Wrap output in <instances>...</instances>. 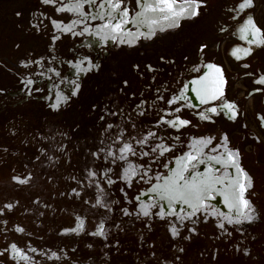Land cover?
I'll use <instances>...</instances> for the list:
<instances>
[{"label":"flooded vegetation","instance_id":"obj_1","mask_svg":"<svg viewBox=\"0 0 264 264\" xmlns=\"http://www.w3.org/2000/svg\"><path fill=\"white\" fill-rule=\"evenodd\" d=\"M238 2L207 0L198 17L128 44L121 42L126 34L111 38L96 5L84 4L81 16L56 11L69 0H0V264H264V85L255 83L264 76V46L238 38L248 15L264 28V0L232 19L229 10ZM123 7L130 21L124 27L136 33L141 7L136 0H124ZM53 21L62 23L57 28ZM65 25L71 31H63ZM238 46L251 47V54L236 59ZM208 63L223 70L224 97L201 104L190 81ZM173 97L181 99L168 105ZM224 101L235 102L238 115L206 111ZM177 107L180 112L166 114ZM200 112L211 120L200 119ZM162 116L191 124L177 130L158 124ZM225 136L252 180L245 193L251 221L229 224L219 215L238 216L226 205L222 185L194 214L182 202L169 207L153 191L196 138L213 137L211 148ZM124 143L135 155L120 152ZM158 144L170 150L153 152ZM209 148L204 151L215 155ZM201 161L186 178L207 173V156ZM212 163L217 175L236 174ZM129 165L137 176L124 177Z\"/></svg>","mask_w":264,"mask_h":264},{"label":"snow or ice","instance_id":"obj_2","mask_svg":"<svg viewBox=\"0 0 264 264\" xmlns=\"http://www.w3.org/2000/svg\"><path fill=\"white\" fill-rule=\"evenodd\" d=\"M56 0H43V3H55ZM138 6L141 7V11L136 13L135 23L139 27L147 26L148 32L141 33L139 32V27L136 33L126 30L124 27L130 21L128 17V8L123 7L124 0H100L97 5V0H69L68 4L62 6V8H57L56 11L67 10L72 13H78L81 16L87 15L83 11L84 4L96 5L99 9L97 14L98 18L104 20L102 25L105 29H110V35L113 40L117 39V35L113 33L120 34L123 37L125 34L129 39H121L122 43L134 44L140 36L145 38H151L155 35L156 31H164L167 28L179 27V23L182 19H190L198 17L201 14V9L206 7L207 0H136ZM254 6V0H239L234 8L229 11L234 13L231 17L236 19L241 13H244L247 9H250ZM94 19L97 17H93ZM62 22L53 21V25L57 28L60 27ZM73 24L76 21L72 22ZM63 31L69 32L71 28L67 25L64 26ZM221 32L227 31L225 27L220 28ZM240 33V38L246 41L249 45L264 46V28H261L257 25L253 16L248 15L244 20L243 24L238 29ZM207 48V44H200L199 51L204 52ZM252 48H242L235 47L232 50V55L236 59H241L242 55L247 56L251 54ZM163 59V57H161ZM247 67L248 65H244ZM150 67V66H149ZM207 71H204L203 74L194 77L191 81V91L195 94L196 98L201 104H207L210 101L220 100L224 97V85L226 83L223 75V70L220 66L214 63H208L203 65ZM193 71L200 72L199 66H194ZM29 84L33 81L29 80ZM255 83L264 85V76L259 77ZM78 87V85H77ZM187 87V85H185ZM261 89H255V91H260ZM184 94L182 93V96ZM59 99H64L63 97ZM158 99H163L159 97ZM181 97H173L172 99L167 100L168 105H172L179 101ZM57 105H53L56 107ZM191 106V105H189ZM218 108L220 111L226 113H235L238 115L235 102L224 101L223 103L208 108L206 111L214 114H219ZM180 108H174L171 112L166 113L171 115L172 113L180 112ZM200 119L202 120H211V117L206 115L205 112L197 113ZM234 118V117H233ZM159 123H166L172 128L177 130L181 127L188 126L191 124L190 120L184 119L180 116H175L173 119H165L161 117ZM109 128L112 125L108 126ZM148 136H153L155 133L149 132ZM178 139V138H176ZM213 137H200L196 138L190 144V151L185 154L183 158L180 159L179 167L173 172L170 177H167L163 184L155 185L153 191L158 192L160 199L166 200L169 207H172L176 203H183L189 208L193 209V213L200 211L202 208L206 209V199L211 197L212 193L216 190L217 185L223 186V197L226 205L229 210L235 209L238 213V216L233 219L229 215L224 213H219L224 220H227L229 224L235 222L240 223L241 218L244 220L251 221L254 217L252 215L253 208L251 202L245 197V193L252 186L251 177L244 171L243 168L239 165V151L229 149L227 146V137L223 139L225 143L221 145L212 146ZM147 142V137L143 140L137 141V143L144 144ZM223 147L224 152H218V148ZM209 148V151L216 153L215 155H208L204 149ZM157 149H161V154L164 151H169L170 149L165 145H157L156 148H153L152 151L155 152ZM121 153L133 152L131 145L124 143L120 148ZM111 155V153H110ZM142 155H148L147 152H143ZM207 156L209 160V166L206 174L193 175L191 179L185 177L184 173L193 165V162H202L201 157ZM120 160H124L125 156L121 155ZM223 164L224 172H227L229 168H234L236 174L228 175H217L220 170L214 167V164ZM115 163V159H113ZM141 167H143L141 165ZM90 176H94V172L89 173ZM138 175L136 168L132 165H129L128 168L124 170V177H135ZM143 179V176L140 177ZM109 184L113 183L111 179L108 181ZM75 191V190H74ZM100 203V200H97V204ZM8 208H11V205H7ZM148 213L145 211V215ZM216 214V213H213ZM177 219L183 220L182 217L177 216ZM82 227L81 224L77 226ZM219 227L223 228L224 224H219ZM22 231V229H18ZM65 231H68L67 229ZM71 231H76V229H71ZM173 235L177 234V229L172 228ZM11 249L16 255H22L23 258L27 259V254L23 253L15 244L11 245ZM32 251H35L34 249ZM53 256L56 253L52 254Z\"/></svg>","mask_w":264,"mask_h":264}]
</instances>
